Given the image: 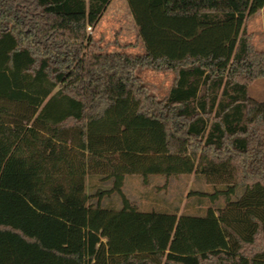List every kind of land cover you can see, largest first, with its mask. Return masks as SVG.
<instances>
[{
	"label": "trees",
	"instance_id": "16d2710c",
	"mask_svg": "<svg viewBox=\"0 0 264 264\" xmlns=\"http://www.w3.org/2000/svg\"><path fill=\"white\" fill-rule=\"evenodd\" d=\"M111 1L0 0V264H264V102L247 95L264 51L245 30L264 0H125L139 55L87 33ZM137 70L172 73L167 95ZM126 176L212 192L140 210Z\"/></svg>",
	"mask_w": 264,
	"mask_h": 264
},
{
	"label": "rangeland",
	"instance_id": "374dc122",
	"mask_svg": "<svg viewBox=\"0 0 264 264\" xmlns=\"http://www.w3.org/2000/svg\"><path fill=\"white\" fill-rule=\"evenodd\" d=\"M245 30L251 36L253 48L257 51H264V7L248 18L245 23ZM136 33L137 30L125 0H112L90 35L99 41L104 52L139 55L143 53H141L143 46L136 39ZM136 75L158 99L164 98L172 85L173 75L170 72L137 70ZM247 95L257 102H264V78L253 81L248 86ZM150 178L154 181L151 187L156 184L159 190L143 189L140 185L141 178L134 176H127L124 184L126 186L124 187L126 198L143 210H150L151 207H164L162 205L164 202L176 204L181 196L180 213H182L184 211L183 206L187 203L186 196L191 189L212 192L210 187L193 183V176L172 179L166 188H161L164 184L162 177Z\"/></svg>",
	"mask_w": 264,
	"mask_h": 264
},
{
	"label": "crops",
	"instance_id": "0c3cea01",
	"mask_svg": "<svg viewBox=\"0 0 264 264\" xmlns=\"http://www.w3.org/2000/svg\"><path fill=\"white\" fill-rule=\"evenodd\" d=\"M263 9V8H262ZM143 52V47H142V49H141V53ZM168 93V92H167ZM167 95V94H166ZM155 96V95H154ZM156 97V96H155ZM127 177V176H126ZM126 177L124 178V184H125V180H126ZM135 177V176H134ZM151 177H154V176H151ZM164 180V179H163ZM154 181L153 180H151V178L149 177L148 179H147V181L144 183L143 182V180L141 179V181H140V185L143 187V189H148V188H153V189H155L156 191L158 190V186L156 185V184H154V187H151V184L153 183ZM163 186H164V184H163ZM124 187H126V186H124L123 185V189H122V191H123V193H124V195L126 196V194H125V192H124ZM161 188H163L162 186H161ZM138 209H142L143 210V208H139V207H137ZM180 213V212H179Z\"/></svg>",
	"mask_w": 264,
	"mask_h": 264
},
{
	"label": "built area",
	"instance_id": "2783aa9c",
	"mask_svg": "<svg viewBox=\"0 0 264 264\" xmlns=\"http://www.w3.org/2000/svg\"><path fill=\"white\" fill-rule=\"evenodd\" d=\"M86 31H87L88 34H91V31H92V30H91L90 27H87V28H86Z\"/></svg>",
	"mask_w": 264,
	"mask_h": 264
}]
</instances>
